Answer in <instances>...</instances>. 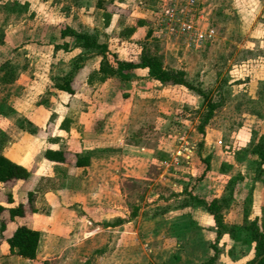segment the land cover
Masks as SVG:
<instances>
[{"label":"rangeland","instance_id":"rangeland-1","mask_svg":"<svg viewBox=\"0 0 264 264\" xmlns=\"http://www.w3.org/2000/svg\"><path fill=\"white\" fill-rule=\"evenodd\" d=\"M66 27L124 60L154 55L192 88L163 85L145 68L91 83L100 61L91 54L69 96L56 84L81 48ZM209 102L217 106L202 133ZM47 121L67 163L90 154V164L73 180L66 167L42 172L37 191L55 184L78 197L64 210L39 202L23 219L40 228L35 260L7 253L0 264H203L214 245L216 264L251 260L247 225L264 224V162L252 151L264 136V0H0V154L29 156L24 166L38 171ZM23 180L0 183V201L8 190L31 201ZM232 188L228 232L216 241L213 214L191 194L210 200Z\"/></svg>","mask_w":264,"mask_h":264},{"label":"trees","instance_id":"trees-1","mask_svg":"<svg viewBox=\"0 0 264 264\" xmlns=\"http://www.w3.org/2000/svg\"><path fill=\"white\" fill-rule=\"evenodd\" d=\"M101 5V3H100ZM102 6V5H101ZM109 15L106 23H109ZM63 36L71 35L75 39V44L81 48V51L71 60L70 68L62 76V82L57 83L56 86L66 92L69 96L76 93V86L74 81L77 80L79 72L82 70L89 55L100 56L98 67L91 72L89 81L92 83L94 79L104 81L108 77L118 75L122 80L129 79L132 75V70L135 68H145L147 73L153 79L159 81L163 85H185L192 88V85L185 78L183 70H171L163 66L161 60L154 55H143L141 59L136 61H129L121 59L117 53L112 52L107 42L100 41L97 35L88 33L86 31H77L69 27L62 30ZM65 47V46H64ZM67 44L65 48H68ZM200 91V90H199ZM216 103L209 102V112L204 119L201 126L202 133L204 132V125L212 117ZM62 122V126L68 128L67 123ZM53 125L51 122H46L45 129L50 137V142H57L56 136L52 134ZM252 151L257 155L261 162H264V136H261L253 144ZM43 157L48 160L56 162H64L66 160V152L63 148H47L43 152ZM206 164V168L197 177L202 180L207 175L210 168V163L207 158L202 159ZM90 162V157L84 154H76L73 164L75 166H87ZM31 171L24 165L14 162L8 157L0 154V183L10 180L27 179ZM233 188L231 192L226 193L222 197L214 196L212 199L200 197L196 194H191L200 205L204 206L210 213L213 214L217 225L216 241L228 230L223 228L224 215L222 210L224 207L230 205L234 197ZM31 195V193H30ZM25 203L15 200L13 194L7 195L6 204L0 202V232L3 234L8 225L16 220L17 217L25 214ZM247 228L251 231V239L255 241V256L251 260L243 264H264V224L260 226L257 218L250 220ZM40 230L31 228L24 224L17 225L12 232L5 238L12 253L18 254L22 257L34 259L37 255V250L40 241ZM215 254L211 256L203 264H216L218 257V247L214 245Z\"/></svg>","mask_w":264,"mask_h":264},{"label":"crops","instance_id":"crops-1","mask_svg":"<svg viewBox=\"0 0 264 264\" xmlns=\"http://www.w3.org/2000/svg\"><path fill=\"white\" fill-rule=\"evenodd\" d=\"M59 143L57 142H50L48 141V144L46 145V147L40 151L41 155L40 157H38V159H36V165H37V170L36 172H32V174H30V176L26 179V180H23L24 182H32V185L29 186L28 188H26V194H25V197L27 194L31 193L32 195V199L31 201L28 202V200L24 199H15L17 201H22L23 203H25V214L23 216H20V217H17L16 220L14 222H16L17 220L20 221L19 224H24V225H27L31 228H34V229H38L40 230L39 227H37L36 225L32 224L31 222H26L24 221L25 219L29 218V216H32L33 214H37V208H38V203L42 202L45 204H52L54 207L56 206L57 209H63L64 210V207L68 204V203H71L73 202V198L75 197H78L77 195H75L74 191L71 190V189H68V187H64V188H60L59 186L55 185V184H52L51 186H48L46 187L45 189H42V191H44L43 193L40 192V191H37L35 189V186H36V183L45 175L47 176L48 174H45V173H42L44 171H46V168L47 167H50V165H57L60 169L62 168H67V176L64 178L65 180H73L72 177H69V173H73L76 171L77 168H79L80 166H75L74 164L71 165L69 163H67V161L65 160L64 162H56V161H51V160H48L46 159L45 157H43V152L44 150H46L47 148H60L58 147ZM88 149V148H87ZM91 149V147H90ZM67 154V153H66ZM89 157H90V154H88ZM9 158V157H8ZM22 158V157H21ZM11 159V158H9ZM12 161L14 162H17V163H20L22 165H25L27 166L28 168H30V166L32 165V163L34 162V159H29V156L27 159H24V160H15V159H11ZM32 160V161H31ZM91 160V158H90ZM90 164V162H89ZM89 164L87 166H89ZM87 166H83V167H87ZM82 167V166H81ZM59 173V172H58ZM61 174V173H59ZM59 179V178H58ZM57 179V180H58ZM56 180V181H57ZM55 181V182H56ZM34 185V186H33ZM8 193H13L11 192L10 190L7 191ZM15 198H16V195L14 193L13 195ZM35 196H37L36 200L35 201ZM34 197V198H33ZM2 203H5L6 204V199L3 200V201H0ZM36 203V205L34 204ZM29 209H31V211H28ZM34 216V215H33ZM22 219V220H20ZM24 219V220H23ZM13 223V222H12ZM11 224V223H10ZM10 224L8 226H10ZM17 224V225H19ZM16 225V226H17ZM15 226V227H16ZM13 227L12 229L8 230L9 232L7 233V230L4 232L5 233V236L4 237H0V258H2L4 255H6L7 253L11 254L12 252L10 251L9 249V245L7 243V241L5 240V238L12 232V230L15 228ZM20 256V255H19ZM22 257V256H20ZM23 261L25 262H28V261H34V259H29V258H25V257H22ZM247 261V260H246ZM246 261H244L243 263H245Z\"/></svg>","mask_w":264,"mask_h":264}]
</instances>
